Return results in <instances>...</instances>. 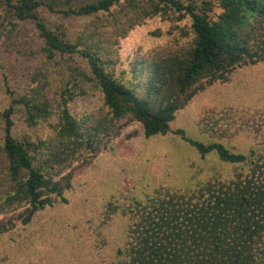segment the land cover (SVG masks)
Returning a JSON list of instances; mask_svg holds the SVG:
<instances>
[{
    "label": "trees",
    "instance_id": "trees-1",
    "mask_svg": "<svg viewBox=\"0 0 264 264\" xmlns=\"http://www.w3.org/2000/svg\"><path fill=\"white\" fill-rule=\"evenodd\" d=\"M70 1L0 0L3 19L12 29L29 23L40 41L32 50L65 79L55 103L46 88L47 69L37 71L32 96L12 95L0 111V210L22 208L17 222L23 228L50 221V210L69 202L71 185L62 169L77 154L96 155L126 116L140 123L145 138L172 133L220 166L193 170L180 183H159L128 201L110 197L99 220L82 222L80 230H95L93 249H64L78 230L59 234L47 222L35 237L3 249L0 264H264V102L227 126L238 134L240 149L171 128L205 78L224 79L236 67L264 62V0ZM42 10L96 20L68 34L60 24L50 26ZM160 11L187 17L191 42L156 53L153 60L134 59L123 81L114 75L118 40L133 20ZM86 88L100 92L105 109L73 115L68 105ZM18 109L28 125L53 118L52 134L14 135ZM40 238H55L59 249H31Z\"/></svg>",
    "mask_w": 264,
    "mask_h": 264
},
{
    "label": "rangeland",
    "instance_id": "rangeland-1",
    "mask_svg": "<svg viewBox=\"0 0 264 264\" xmlns=\"http://www.w3.org/2000/svg\"><path fill=\"white\" fill-rule=\"evenodd\" d=\"M84 1L90 0H72L69 5ZM41 12L50 26L60 24L68 34H74L85 24L96 20L93 17L64 18L43 10ZM2 16L0 10V111L9 104L12 95L31 97L34 93L31 89L36 84V80L32 79L33 74L45 68L46 88L55 102L57 95L65 88L62 74H57L38 52L32 50L40 41L29 23H19L16 29H12ZM133 21L132 28L120 37L117 44L118 60L114 75L123 81L130 76V65L134 59H149L163 50H177L191 42L192 32L185 16L160 11ZM19 28V36L15 37ZM263 102L264 62L242 65L232 69L224 79L211 81L205 78L198 84L192 96L178 110L171 128H183L188 136L204 142L216 140L232 149H240L242 142L238 141V134H232L226 128L232 120H240L245 111L255 110ZM68 106L73 115L105 109L100 92L90 88H86L84 94L74 96ZM13 118V134L16 136L45 138L52 134L49 122L53 118L28 125L20 109ZM245 120H248V116H245ZM104 144L96 155L89 152L77 154L71 164L62 169L60 175L68 176L71 185L66 190L69 202L50 210L47 215L50 221L44 222L42 218L40 222L23 228L17 222L22 208L10 212L0 210V252L22 244L29 236L35 237L34 232L47 222L54 230L59 229V234L66 232L65 228L78 230L71 232L64 249H93L90 247L91 233H95V230H80L82 222L88 225L99 220L104 204L110 197L128 201L135 193L153 190L159 183H180L193 170L200 171L207 167L215 170L220 166L214 156L201 159L172 133L145 138L140 123L130 116L116 121ZM3 185L4 182L0 181V193ZM38 241L31 249H59L55 238H40ZM2 259L0 255V263H3Z\"/></svg>",
    "mask_w": 264,
    "mask_h": 264
}]
</instances>
